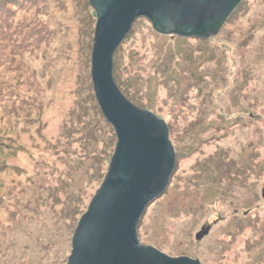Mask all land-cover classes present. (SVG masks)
<instances>
[{"label": "rangeland", "instance_id": "374dc122", "mask_svg": "<svg viewBox=\"0 0 264 264\" xmlns=\"http://www.w3.org/2000/svg\"><path fill=\"white\" fill-rule=\"evenodd\" d=\"M82 1L0 0V264H68L116 152L93 99L96 11ZM239 7L210 39L162 35L140 18L113 58L117 88L166 124L175 154L137 229L169 258L264 264V0ZM21 187L43 195L34 213Z\"/></svg>", "mask_w": 264, "mask_h": 264}, {"label": "water", "instance_id": "95a60500", "mask_svg": "<svg viewBox=\"0 0 264 264\" xmlns=\"http://www.w3.org/2000/svg\"><path fill=\"white\" fill-rule=\"evenodd\" d=\"M243 0H91L96 11L92 80L118 143L104 184L82 217L68 264H199L140 245L137 229L147 207L167 189L175 154L166 124L134 107L113 79L116 51L140 18L162 35L210 39ZM203 228L198 241L210 233Z\"/></svg>", "mask_w": 264, "mask_h": 264}, {"label": "trees", "instance_id": "16d2710c", "mask_svg": "<svg viewBox=\"0 0 264 264\" xmlns=\"http://www.w3.org/2000/svg\"><path fill=\"white\" fill-rule=\"evenodd\" d=\"M76 1H78V4H79V6L80 5H84L83 4V1L82 0H76ZM90 7V6H89ZM238 9V8H237ZM237 9L235 10V12L237 11ZM241 9V6L239 7V9H238V11ZM234 12V13H235ZM234 13L230 16V18H229V20L227 21V22H229L230 21V19L233 17V15H234ZM90 25H88L87 27H90L91 28V30L93 29V27L95 26L94 24H93V21L92 20H89V22H88ZM94 25V26H93ZM54 31V29L51 31V32H53ZM47 33V31H45V34ZM92 35L93 36H95L94 35V33H95V29L94 30H92ZM199 39V38H198ZM121 46V45H120ZM117 52V51H116ZM200 77H196L195 75H194V77H193V79H194V81H193V83L194 82H197V81H200V79H199ZM197 80V81H196ZM93 86V85H92ZM93 88H94V86H93ZM96 96H93V99L95 98ZM94 101H95V104H98V102H97V99L95 98L94 99ZM97 107H99V106H97ZM100 108H98V111H99V113H100V115H101V112H100V110H99ZM72 124H73V122H72ZM15 173L16 174H18V178L19 177H21L22 175H25L26 176V174H27V172H26V169H20V168H18V167H15ZM35 178H34V180H35V182H37V183H40V181H38V179H37V175H33ZM16 180V179H15ZM15 180H13L12 182H13V184H14V182H15ZM28 180H32V177H29L28 179H27V181ZM33 180V181H34ZM42 181V180H41ZM21 188H23V187H21ZM14 189H18V191L20 190V187H14ZM24 193L26 192V194H31L30 193V191H29V189H27V187L26 188H23V189H21ZM31 191L34 193V192H37L38 191V189H37V185H35V189H32V187H31ZM40 194V193H39ZM32 195V194H31ZM39 196V195H38ZM78 201V200H77ZM30 204H32V212L34 213L36 210H38V207L40 206V205H42L43 204V195L41 194L39 197H37L36 199L34 198V196L32 195V200L30 199L29 201H28ZM20 201L18 202V203H15V212L13 213V214H16L17 216H18V213H17V208L20 206ZM24 206V205H23ZM22 206V207H23ZM71 208H73V206H70V207H68L67 209H68V211L66 210V211H64L63 212V216H65L66 217V214L68 213V212H70V211H73V209H71ZM13 216V215H12Z\"/></svg>", "mask_w": 264, "mask_h": 264}]
</instances>
